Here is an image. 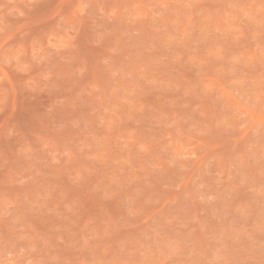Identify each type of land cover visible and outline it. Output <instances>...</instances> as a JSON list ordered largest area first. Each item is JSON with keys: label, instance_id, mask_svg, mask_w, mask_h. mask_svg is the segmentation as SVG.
I'll list each match as a JSON object with an SVG mask.
<instances>
[{"label": "rangeland", "instance_id": "1", "mask_svg": "<svg viewBox=\"0 0 264 264\" xmlns=\"http://www.w3.org/2000/svg\"><path fill=\"white\" fill-rule=\"evenodd\" d=\"M0 264H264V0H0Z\"/></svg>", "mask_w": 264, "mask_h": 264}]
</instances>
